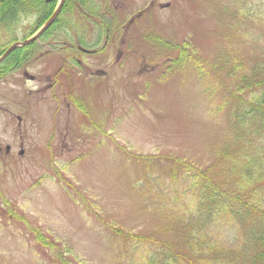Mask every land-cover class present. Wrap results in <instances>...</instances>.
Instances as JSON below:
<instances>
[{"label":"rangeland","instance_id":"374dc122","mask_svg":"<svg viewBox=\"0 0 264 264\" xmlns=\"http://www.w3.org/2000/svg\"><path fill=\"white\" fill-rule=\"evenodd\" d=\"M220 1L72 0L62 27L17 52L0 78V264H119L120 247L156 230L179 243L164 215L186 209L184 182L169 160L210 169L229 134L214 74L171 61L185 50L205 68L249 52ZM18 23L19 41L41 25Z\"/></svg>","mask_w":264,"mask_h":264},{"label":"trees","instance_id":"16d2710c","mask_svg":"<svg viewBox=\"0 0 264 264\" xmlns=\"http://www.w3.org/2000/svg\"><path fill=\"white\" fill-rule=\"evenodd\" d=\"M220 4V11L234 18L230 30L237 37L241 33L249 52L239 55L228 49L204 68L181 50L178 61L171 63L195 67L201 77L205 69L214 74L224 97L213 112L226 114L229 138L213 156L210 169L195 167L191 173L192 167L169 160V177L175 183L177 178L184 182L180 201L186 209L175 210L178 216H172L167 208L164 215L178 231L179 243L168 244L160 236L162 230L134 236L132 249L120 247L128 256L119 264H239L241 257L245 258L242 264L248 259L264 264V0H222ZM67 7H74L72 0L64 11ZM53 11L52 3L45 0H0V28L10 26L14 42L18 35L13 28L21 18L36 16L42 24ZM64 11L55 27L63 26ZM6 66L0 65V75L9 71ZM223 228L229 230V243L220 235ZM118 234V240L130 237L122 230Z\"/></svg>","mask_w":264,"mask_h":264},{"label":"water","instance_id":"95a60500","mask_svg":"<svg viewBox=\"0 0 264 264\" xmlns=\"http://www.w3.org/2000/svg\"><path fill=\"white\" fill-rule=\"evenodd\" d=\"M66 0H61L57 10L55 11V13L50 17V19L46 22V24L30 39L25 40L23 42H17L16 44L12 45L10 48L7 49V51L4 53V55L0 58V63L10 54L12 53L14 50L20 48V47H24V46H28L29 44L33 43L34 41H36L38 38L41 37V35L48 29L50 28L54 22L56 21L57 17L59 16L64 3Z\"/></svg>","mask_w":264,"mask_h":264},{"label":"flooded vegetation","instance_id":"af4514ba","mask_svg":"<svg viewBox=\"0 0 264 264\" xmlns=\"http://www.w3.org/2000/svg\"><path fill=\"white\" fill-rule=\"evenodd\" d=\"M19 61H20V59H19L18 61H16V63H18ZM6 67H7L8 70H9V69H11V68H16V67H18V65H7ZM7 68H5V69H7ZM30 79H31V80H34L35 77H31V76H30ZM10 153H11V146L9 145V146L6 147L5 154L8 155V154H10ZM19 153L22 154V153H23V150H21ZM3 154H4V153H3V149H2V147H0V157H2Z\"/></svg>","mask_w":264,"mask_h":264}]
</instances>
